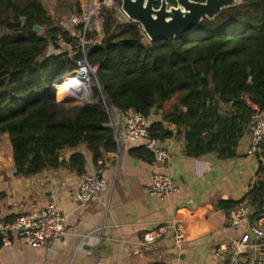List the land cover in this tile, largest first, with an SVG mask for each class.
I'll return each mask as SVG.
<instances>
[{"label":"trees","instance_id":"1","mask_svg":"<svg viewBox=\"0 0 264 264\" xmlns=\"http://www.w3.org/2000/svg\"><path fill=\"white\" fill-rule=\"evenodd\" d=\"M76 13H82L80 6ZM98 18L102 37L91 43L92 24L68 28L56 24L39 0H0V27L10 31L0 36V134H8L14 175L64 166V150L73 151L69 166L85 172L84 156L74 150L85 146L93 165L116 151L113 116L129 108L146 118L159 109L160 119L148 127L151 140L180 136L191 158L235 157L253 123V106L264 115V0H241L173 41L144 42L140 25L118 19L117 9L108 6L99 9ZM35 25L42 32L35 33ZM83 34L99 87L81 105L59 103L54 86L83 54L75 48L73 55L48 54V47L57 46L59 35L75 47ZM261 158L264 141L246 192L254 219L264 215ZM236 204L220 200L218 207L227 212Z\"/></svg>","mask_w":264,"mask_h":264},{"label":"crops","instance_id":"2","mask_svg":"<svg viewBox=\"0 0 264 264\" xmlns=\"http://www.w3.org/2000/svg\"><path fill=\"white\" fill-rule=\"evenodd\" d=\"M95 30L91 43L102 37L100 29ZM158 119L154 112L147 118L149 124ZM112 125L122 136L118 116H113ZM250 138L248 132L237 155L226 160L214 154L191 158L184 154L180 136L161 139L157 145L166 149L168 157L160 170L176 182L178 191L160 200L148 194L153 166L144 142H122L96 165L86 147H78L74 151L84 156L83 173L69 166L73 151L64 150L60 157L64 166L17 177L8 134H0V221H11L22 210L52 201L65 226L57 241L34 249L22 239H12L6 246L0 239V264H220L214 256L216 246L239 233L229 226L228 211L220 209L218 202L238 201L254 181L257 164L255 156L247 153ZM92 172L102 178V191L98 199L80 204L78 182ZM179 211L183 218L193 219L181 248L172 243L169 231L151 244L143 243L147 231Z\"/></svg>","mask_w":264,"mask_h":264},{"label":"built area","instance_id":"3","mask_svg":"<svg viewBox=\"0 0 264 264\" xmlns=\"http://www.w3.org/2000/svg\"><path fill=\"white\" fill-rule=\"evenodd\" d=\"M102 6L117 9L114 0H103L102 4H99L97 0H91L87 11L81 14L73 13L65 26L69 28L83 24L84 29H86L90 25L88 24L89 17L92 20L94 19L92 23L98 20V12ZM84 37L83 34L78 44L73 47L59 35L56 41L57 46H49L47 53L67 52L69 55H73L76 50L81 51L83 56L75 61V69L68 73L67 76L75 79L80 70L83 69L88 82L91 81L92 76L96 81L97 66L90 64L85 57L88 42ZM65 77H63L61 82H63ZM58 85L54 86L57 102L64 104L72 102L73 100H69L71 92H67L66 97L58 94ZM90 94L91 87L89 94L82 103L89 101ZM253 110L255 111L253 115L255 125L251 128V138L247 150L248 155L251 156H255L259 152L260 145L264 141V115L259 113L254 106ZM121 118L123 134L122 136L115 135L116 145L122 142H144L145 148L153 156L151 160L153 171L150 175L148 194L160 200L170 197L174 192L178 191V187L171 177L160 170L162 163L168 157L166 149L157 145L161 139H150L148 120L139 111L129 108L124 111ZM261 161L264 164V158H261ZM103 185V180L98 172L83 175L76 188L79 203L87 204L98 199ZM253 214L254 206L246 197V193L228 211V224L238 230L239 235L237 238L230 239L228 242H221L216 246L214 256L220 264H264V215L254 219ZM191 220L193 219L183 218L182 211H179L169 221L162 222L154 229L147 231L144 234L143 243L151 244L169 231L172 243L176 247L181 248L187 239V224ZM64 233V218L55 202L52 201L43 206L22 210L11 221H0V239L5 246L10 245L12 239H22L29 248L34 249L47 241H57ZM242 258L244 261H242Z\"/></svg>","mask_w":264,"mask_h":264},{"label":"water","instance_id":"4","mask_svg":"<svg viewBox=\"0 0 264 264\" xmlns=\"http://www.w3.org/2000/svg\"><path fill=\"white\" fill-rule=\"evenodd\" d=\"M97 1L99 4L103 3V0ZM240 3L241 0H174V4L171 5L167 0H120V8L129 20L140 25L149 40L173 41L178 35L192 32L204 18L213 20L222 10ZM21 21L24 23L25 19L22 17ZM92 21L89 17L88 24ZM87 28L91 29V26ZM40 30L41 27L38 25L33 27L35 33H39ZM90 50L91 47L87 48L86 52ZM96 82L99 87L97 79ZM106 102L107 105L111 103L108 99ZM119 123L121 129V117ZM254 125L253 122L248 132H251Z\"/></svg>","mask_w":264,"mask_h":264},{"label":"rangeland","instance_id":"5","mask_svg":"<svg viewBox=\"0 0 264 264\" xmlns=\"http://www.w3.org/2000/svg\"><path fill=\"white\" fill-rule=\"evenodd\" d=\"M44 7L46 8L48 14L51 16L52 20L56 23L62 26L64 22H67L69 17L77 12V8L80 6L82 12H86L88 10V7L91 3V0H39ZM115 5L117 6V17L118 19L122 21L128 20L127 16L121 11L120 8V2L118 0H114ZM94 18V17H93ZM94 20V19H93ZM95 28L100 29V20H95L94 23H91ZM64 25V24H63ZM92 28V27H91ZM42 32V28L39 31V33ZM10 33L9 30H7L4 26L0 27V36L4 34ZM144 42H147L148 38L144 37ZM67 76V75H66ZM65 84V83H63ZM91 86V94L94 88H97V82L95 81V78L92 76L90 81ZM90 94V97H91ZM89 97V100H90ZM77 100L75 102H69L66 103L67 105H81L79 104ZM85 103V102H84ZM83 104V103H82ZM154 114L160 115V111L158 108L154 109Z\"/></svg>","mask_w":264,"mask_h":264},{"label":"bare ground","instance_id":"6","mask_svg":"<svg viewBox=\"0 0 264 264\" xmlns=\"http://www.w3.org/2000/svg\"><path fill=\"white\" fill-rule=\"evenodd\" d=\"M90 87V82H88L86 73L83 69H81L75 79L70 76H66L63 82L57 86V91L58 94H62L65 97L67 92H71L69 100H77L82 103L89 94Z\"/></svg>","mask_w":264,"mask_h":264}]
</instances>
